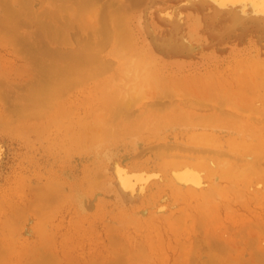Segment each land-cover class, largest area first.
Returning a JSON list of instances; mask_svg holds the SVG:
<instances>
[{
	"label": "rangeland",
	"instance_id": "rangeland-1",
	"mask_svg": "<svg viewBox=\"0 0 264 264\" xmlns=\"http://www.w3.org/2000/svg\"><path fill=\"white\" fill-rule=\"evenodd\" d=\"M105 3L0 0V264H264V100H228L215 93L216 80L209 87L189 85L196 92L156 87L155 96L166 99L178 94L213 101L210 130H190L172 126L178 114L169 105L135 115L132 96L100 97L134 55L122 33V10ZM58 5L62 16L47 15ZM222 73L234 76L223 67L213 77L222 79ZM108 134L116 141L100 145L101 135ZM206 134L217 150L209 154L216 169L226 171L212 188L214 199L173 189L164 168L183 150L155 146L165 139L200 142L205 150L199 137ZM115 148L121 156L132 152L126 164L132 173L154 174L141 175L145 183L136 178L143 190L123 202L115 189L119 182L103 173L108 150ZM205 153L183 159L203 163Z\"/></svg>",
	"mask_w": 264,
	"mask_h": 264
},
{
	"label": "bare ground",
	"instance_id": "bare-ground-1",
	"mask_svg": "<svg viewBox=\"0 0 264 264\" xmlns=\"http://www.w3.org/2000/svg\"><path fill=\"white\" fill-rule=\"evenodd\" d=\"M63 1H74L81 6H88V5H91L93 1L95 0H63ZM114 6L117 9H121L123 12L121 15L120 21H121V26H122L121 29L123 28L122 33L124 32V34L126 35V43L125 42L124 43L127 45L128 51L130 52L134 51V55H131L127 57V59H125L126 61H124V68L122 69V73L120 77L118 78L117 82L115 81V83H111V86H109L108 89H105L103 92L99 93L100 97L104 96L105 98L107 97L109 99V98H114V95H119L118 96L119 98L120 96L123 98H125L127 95H129V97L132 96L130 100L134 99V101H136L135 104L137 105L136 110L133 109V107H132V110H134L135 112L137 111L139 113H147V112H150L152 109H155L158 107H160L159 109H161L165 105H169L168 109L169 107H172L173 112L178 114L177 119L175 121L176 124L174 123L172 124V126L174 125L175 127L177 126L179 128L190 129V130H195L198 127L200 128L203 127L206 130H210V127H211L210 125L215 122L214 121L210 124V120L212 121V119H214V118L211 119V116H213L214 114L210 112L215 109L213 105V101H209L205 98H202L198 96L199 94L197 95L198 97L193 96L189 98H183L184 95L182 96V95L177 94L176 98L173 97L174 95L172 96V98L174 99L172 98L166 99V96L162 97L163 95L161 97L155 96L157 94V93L155 94L156 87L158 88L160 86H164V87L166 86L172 89L173 91L178 92V90L181 88L188 89L189 85L191 86L193 84H198L200 82H204L209 87L212 81L216 80L217 82L215 85V93L222 94V96H224L228 100H234V101L237 100L238 102L239 100L245 101V99L247 98V101H248L249 99H253L254 97L259 98L260 100H264V0H106V3H105L106 8H110ZM62 12H63L62 5L61 6L58 5L55 7L53 11L47 12V15H50L53 17L54 16L60 17L62 16L61 15ZM87 14L89 17L93 18L94 17L93 9L89 10ZM77 54L79 53H76L75 55L77 56ZM69 55H74V54H72L71 52V54ZM122 57L124 58L125 55H123ZM67 67L69 68V66ZM106 67L107 66L104 65L101 67V69L106 68ZM223 67L228 68V70L229 68L232 69L234 71V76L232 78H229L227 75L222 73L220 77L222 79H219V77H217L216 75H214L213 77L214 72H216L217 70ZM69 70L68 72H70ZM80 71L82 72L83 70H80ZM72 72L74 73V70ZM77 72H75V74ZM200 84H203V83H200ZM189 89H192L193 91H195L194 90L195 88L194 89L189 88ZM56 90H54L55 93H56ZM179 92L182 93L184 92V90L183 91L181 90ZM45 93H48V92H45ZM33 97L35 98V93ZM43 98H45V96H43ZM223 98H220L221 101ZM127 99L129 98L127 97L125 100ZM121 100L122 99H120V101ZM39 101L37 100L38 103ZM236 103L234 102V104ZM188 107L190 108V110H188ZM126 108L128 110V107ZM129 110H131V107ZM113 112L114 111H112V115H113ZM132 112L128 114H132ZM137 112L135 113V115L137 114ZM222 112L224 113L223 110ZM157 120L159 122V119ZM96 123L97 122H95V124ZM100 123L104 124L101 122V119H100ZM154 123H157V122H154ZM240 124L241 123H239V125ZM86 125H89V124H86ZM170 125L171 123L169 125H166V127ZM22 128L24 129V127ZM25 129L22 130L24 131L23 133L27 132V131L25 132ZM92 132L94 133L96 131H92ZM28 134L30 133L28 132ZM98 136H99V130H98ZM112 136H113L112 134L110 135L108 134L107 137H105L104 135H101L100 138L98 137L100 139V140L98 139L100 145H102V142L106 141L104 142V144H106L107 147L110 146L113 143V141H116L117 139L116 137H115L116 139H114ZM199 138L201 139L203 138V140H205L204 141L205 143L202 144V145L207 146L205 150H202V147H199L200 142H195L194 144H192V145H196L197 146L196 147V146H190L184 143L180 145L176 141H170V140H165V139L158 141V143H155V146H156V149L158 147L171 148V149H173L174 147L175 148L180 147L181 148L180 150H183L182 152L184 153V155L179 154L178 155V157H180L179 160L170 162L167 165V167L164 168L163 173L166 176L170 185L173 187V189H175L177 192H184L186 194H191V195L194 194V195H197L205 199H207L206 196L208 195H210L211 197L213 196L217 198L218 196L215 195V193L214 194L211 193V191H213L212 188H216L215 186L217 185L218 187L220 186L217 180L220 177L224 178L223 175L226 171H218V169H216L217 167H215L216 163L215 164L213 163V158L211 155H209V154H212V152L217 151V150L213 151L209 144L210 136L206 134ZM92 140L93 139H91V142H93ZM94 140H96V138ZM194 140L201 141L198 138H195ZM80 141H82V138L81 140H79V142ZM94 142L91 143L90 145L95 146ZM95 143H97V141ZM116 143L115 145L118 144ZM136 149L138 148H135V150ZM108 151L110 152V154L108 157V162H107L108 164H105L107 166L103 168L104 176L108 178L109 177L114 178L115 179L113 180L114 182L116 180L119 182V183L116 182L119 185H116V187L115 186L113 187H115V189L117 188L116 193L117 192L119 193L120 195L119 197H121L122 202H123L122 198L125 200L127 197H129V199L128 198L127 199L130 200V197L132 198V195H135V193L137 195L138 191L143 190V188L142 189L140 188L141 185L140 186L137 185L138 188L137 186H135L134 183L136 182V178L137 179L141 178V180L143 179L142 183L144 181L147 182L146 180L150 177L148 175H151L153 172L151 171L152 173L146 174L148 178H146L145 180V178L141 177V175L143 174L142 171L139 172V174L137 172L132 173V171H130L132 167H130V165L129 166L126 165L128 164V160H130L128 158L130 156V153L132 154V152L127 150L130 153L125 154L126 152H124V155L121 156L120 154H118L119 152L118 148L117 149L115 148L113 152H111L110 150ZM194 151L195 153L206 152L205 153L207 154L205 158L206 161L203 163L200 161L195 164V163H191L188 159H183L184 157L186 158L190 157V156L187 157V155ZM223 154L225 155V153ZM259 155L262 156V154H259ZM157 157H159V155ZM193 158L194 157H192L191 159ZM254 161L256 162V160ZM257 161H258V158H257ZM220 164L221 165L223 164L222 166H224L226 163L224 160H222ZM220 164L218 163L217 165H220ZM260 164L261 163H259V165ZM132 166L135 167V164L132 163ZM246 167H248V165ZM249 167H252V166H249ZM234 170L232 173H234ZM244 171H247V170H244ZM153 175L154 174H152V176ZM133 178H135L134 179L135 181H133L132 183ZM95 180L97 181L96 177H95ZM101 180H104V179L101 178ZM139 182L141 181L139 180ZM102 186L104 185L102 184ZM111 186L112 184L110 183V187ZM232 186L234 185L232 184ZM232 186L231 187L228 186L229 189L232 188ZM105 191H106V188H105ZM83 199L84 198H82V200ZM118 199L120 201V198ZM80 206L82 207V205ZM211 238L213 237L211 236Z\"/></svg>",
	"mask_w": 264,
	"mask_h": 264
}]
</instances>
